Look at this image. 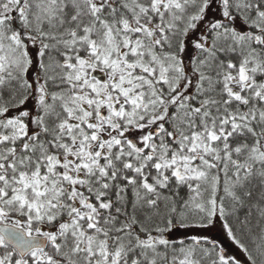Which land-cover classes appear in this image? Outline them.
Here are the masks:
<instances>
[{"label":"snow or ice","instance_id":"1","mask_svg":"<svg viewBox=\"0 0 264 264\" xmlns=\"http://www.w3.org/2000/svg\"><path fill=\"white\" fill-rule=\"evenodd\" d=\"M264 264V0H0V264Z\"/></svg>","mask_w":264,"mask_h":264},{"label":"trees","instance_id":"2","mask_svg":"<svg viewBox=\"0 0 264 264\" xmlns=\"http://www.w3.org/2000/svg\"><path fill=\"white\" fill-rule=\"evenodd\" d=\"M212 236L216 237L218 239V241L223 245L226 246L227 248H229V250L236 252L237 255L240 256V259L242 261H244V264H246V259L245 257L240 254L235 248L234 246L231 245V243L227 240L226 236L223 234V232L219 229V227L214 230L213 233H211Z\"/></svg>","mask_w":264,"mask_h":264}]
</instances>
